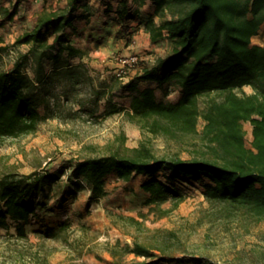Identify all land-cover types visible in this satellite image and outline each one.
<instances>
[{
    "label": "trees",
    "instance_id": "trees-1",
    "mask_svg": "<svg viewBox=\"0 0 264 264\" xmlns=\"http://www.w3.org/2000/svg\"><path fill=\"white\" fill-rule=\"evenodd\" d=\"M22 1L18 0L11 10L0 0V24L14 19ZM118 1V20L136 17L153 44L167 43L165 54L125 83L124 87L133 92L127 115L144 131L168 138L198 132L203 117L202 137L207 149L190 159L159 156L150 143L142 141L129 147L125 135H119V146L107 154L70 159L56 170L6 172L0 175V228L8 226L11 219L16 224L15 237L29 241L27 225L37 214L35 200L64 175L72 184L71 194L87 188L90 201L108 194L109 175L126 181L142 175L147 178L141 185L147 194L145 205L159 212L157 216H165L180 204L184 193L176 184L159 178L162 170L175 180L201 181L211 204L226 203L258 221L264 220V43L253 41L264 24V0ZM130 1L138 5L132 12ZM148 1L153 8L141 9ZM106 8L111 11V4ZM93 14L88 0H67L65 6L57 8L44 6L33 27L17 37L13 46L26 44L27 49L18 50L13 67H0V143L35 133L53 116L51 104L60 98L58 88L70 98L69 89L81 84L82 64H73L71 59L83 57L86 51L72 44L71 36L78 32L76 18L81 16L89 22ZM142 80L167 87L173 84L181 89V96L177 101H166L153 87H139ZM247 85L253 92L241 94ZM124 110L113 105L107 114ZM247 121L253 126L252 146L246 142ZM168 201H172V207L165 208ZM109 216L122 230L121 221L138 229L144 225L132 215ZM69 226L70 221L65 220L36 232L56 238ZM165 242L156 240V245H151L133 234V245L122 246L118 241L108 249L115 258L128 253L145 258L124 264L187 260L169 252ZM259 264H264V251Z\"/></svg>",
    "mask_w": 264,
    "mask_h": 264
},
{
    "label": "rangeland",
    "instance_id": "rangeland-1",
    "mask_svg": "<svg viewBox=\"0 0 264 264\" xmlns=\"http://www.w3.org/2000/svg\"><path fill=\"white\" fill-rule=\"evenodd\" d=\"M18 0H4L13 10ZM66 0H23L13 20L0 24V67H13L18 50L27 45L13 46L17 37L33 27L41 3L53 7ZM100 5H104L101 0ZM100 7V6H99ZM97 9V8H96ZM41 10V9H40ZM97 10L93 20L94 33L81 38L80 45L87 51L86 64H82L81 84L69 89L70 98L58 88L60 96L51 104L53 116L44 120L35 133L17 138H8L0 143V175L6 172L30 173L33 171L56 170L70 159L84 156H98L109 153L119 146V135H125L126 145L138 146L142 141L150 143L159 156H180L190 159L203 153L207 144L202 137L205 119L200 118L198 132L177 138L153 135L144 131L127 112L105 114L104 106H96L95 92L105 91L114 85H125L116 71L120 59L140 53L144 59L136 71L152 65V58L166 53L167 43L158 44L146 52H139L123 44V38L110 37ZM3 17V16H2ZM116 31V30H114ZM254 41L257 40L255 38ZM3 47V48H2ZM6 47V48H5ZM165 89V90H164ZM168 91V94H165ZM174 87L163 88L166 101L176 99ZM252 93L253 88L245 86L240 93ZM63 95V97L61 96ZM161 96V97H162ZM206 97L201 99L204 108ZM246 142L252 146V123L244 122ZM159 178L176 184L184 193V199L165 216H157L144 201L147 194L142 183L147 179L136 175L126 181L116 174L106 178L108 194L97 201H90L89 189L71 194L72 184L64 175L58 184L40 194L35 200L37 214L27 225L29 241L15 237L16 224L11 219L8 226L0 228V264H93L90 257L104 254L108 247L120 241L133 245V234L148 244L166 240L169 252L188 258L198 257L219 264H259L264 251V220L258 221L252 215L226 203L211 204L205 197L201 181H180L160 171ZM47 203L46 206L43 204ZM172 207V201L164 204ZM132 215L144 223L141 229L126 225L124 230L116 226L109 215ZM144 213L146 217H141ZM70 221L71 226L59 232L58 237H43L37 229H44L56 220ZM121 246V247H122ZM121 249V248H120ZM117 263H132L136 258L128 253L118 256ZM101 258L100 264H105Z\"/></svg>",
    "mask_w": 264,
    "mask_h": 264
},
{
    "label": "crops",
    "instance_id": "crops-1",
    "mask_svg": "<svg viewBox=\"0 0 264 264\" xmlns=\"http://www.w3.org/2000/svg\"><path fill=\"white\" fill-rule=\"evenodd\" d=\"M89 3L92 5V11H93V15L89 18L90 21L88 22L86 18H82L81 16H78L76 18V20L74 21L75 25L77 26V30L78 32L75 34H72L71 36V43L74 44L75 46L83 49L86 51L85 47L83 45H80V39L83 38H88L90 37L94 31L95 28H97L96 25H93V20L95 18V15L97 14V10L99 11L98 13L100 15H102L101 17L104 18V22L106 23L105 28L107 32L112 31L110 35V37H121V39L123 38V44H128V47L131 48H135L137 51L139 52H146V50H150L152 48L155 47L156 45V50H158L157 44H153L151 39H150V35L149 33H147L145 31L144 25L140 22V20L136 17H128L125 20H118V16L116 13V9L119 6V1L118 0H103L104 1V5H100L99 3L101 2V0H88ZM67 4V0L63 3L60 2L58 3V5L54 4L53 7L57 8L60 6H65ZM111 4L112 10L107 12L106 11V7ZM45 3H41V6L39 7V10L42 9L44 7ZM100 6V7H99ZM137 4L134 3L133 1H130L129 7H130V11H134L137 8ZM97 8V9H96ZM153 8V5L150 1H148L143 7H141V9L143 10H151ZM82 11H80L78 14L80 15ZM116 30V31H114ZM255 38L258 40H264V24L262 26V30L260 31V33L256 36H254L253 41L255 40ZM254 43H258V44H263V42L261 41H254ZM86 55H87V51L85 52V55H83V57H73L71 59L73 64H86ZM143 72V68L139 71H136L134 73V75L132 76V78H134L135 76L140 75ZM124 83V82H123ZM153 87L155 89V92L157 94L158 97H161L160 94L163 93V88H166L167 86H162L159 85L156 81H148V80H142L139 81V87L141 88H145V87ZM174 87L176 88V91L173 92L176 96V99H172L171 101H177L179 99V97L181 96V89L178 88L177 86L171 84L169 86V88ZM107 92L105 91H99L97 90L95 92V105L98 107H102L104 106L105 108V114L108 113V110L110 109V107H112L113 105H117L119 107H124V111H120V112H115V113H123L127 110L130 109V103H131V98L133 95V92L130 90H127L124 85H114L112 88L110 89H106ZM165 90V89H164ZM61 92H63L62 90H60ZM161 92V93H160ZM63 97V95H61ZM162 98H165L164 96H162ZM115 113H111L108 115H112ZM80 191H78L79 193ZM90 192V191H89ZM77 194V193H76ZM65 221V220H56V223L50 224L51 226L54 225H58L60 222ZM132 255H135L134 253H131ZM136 256V255H135ZM91 261H93V264H100L101 263V258L104 259L105 264H120L116 262L115 257L111 254L110 251H105L103 255H101V257L96 256V255H92L90 257ZM136 258H140V256H136ZM200 261H198L197 257H192V258H188L186 261L183 262H164L162 264H198Z\"/></svg>",
    "mask_w": 264,
    "mask_h": 264
},
{
    "label": "built area",
    "instance_id": "built-area-1",
    "mask_svg": "<svg viewBox=\"0 0 264 264\" xmlns=\"http://www.w3.org/2000/svg\"><path fill=\"white\" fill-rule=\"evenodd\" d=\"M144 59L140 53H131L120 59L119 67L116 71L119 79L124 83L129 82L132 79V73L137 69L139 63ZM155 62L156 59L152 58Z\"/></svg>",
    "mask_w": 264,
    "mask_h": 264
}]
</instances>
